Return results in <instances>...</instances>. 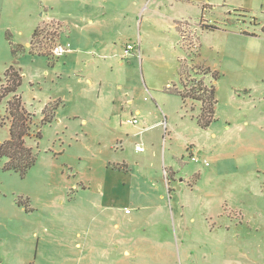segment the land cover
Wrapping results in <instances>:
<instances>
[{"label":"rangeland","instance_id":"374dc122","mask_svg":"<svg viewBox=\"0 0 264 264\" xmlns=\"http://www.w3.org/2000/svg\"><path fill=\"white\" fill-rule=\"evenodd\" d=\"M120 6L153 32L104 31ZM139 11L134 0H0V91L14 64L37 156L25 176L0 162V264L264 262V9L217 6L197 39ZM59 44L70 51L54 54ZM206 67L220 79L202 128L201 102L169 88H209Z\"/></svg>","mask_w":264,"mask_h":264},{"label":"trees","instance_id":"16d2710c","mask_svg":"<svg viewBox=\"0 0 264 264\" xmlns=\"http://www.w3.org/2000/svg\"><path fill=\"white\" fill-rule=\"evenodd\" d=\"M206 68V74H210L212 79L209 88H204V85L201 83V81L203 82L202 78L197 80V85H199V87H193L187 93L184 90L185 85H183V89L169 88V91L180 94L184 101L192 99L194 101L201 102V110L200 113L197 114L196 118L202 128L209 127L215 119L218 102L217 86L215 81L220 79L218 70H212L209 67ZM180 71L181 78L183 79L185 71L182 67L180 68ZM22 75L21 70L12 64L6 71L8 84L0 91V103L8 94H13V98L9 101L7 109L9 117L11 118L9 138L4 142H0V162L5 160L3 164V169L5 171L18 172L22 176H25L29 169L33 168L36 164L37 156L33 151L32 146L27 145V137L32 134V126L34 125V122L32 112L27 110L21 94L18 93L23 83ZM206 92L209 93L208 96ZM47 107L48 105L46 108ZM46 108L43 110V121L51 122L54 117V113L53 115H49L45 111ZM40 135L41 132L38 133L37 137Z\"/></svg>","mask_w":264,"mask_h":264},{"label":"crops","instance_id":"0c3cea01","mask_svg":"<svg viewBox=\"0 0 264 264\" xmlns=\"http://www.w3.org/2000/svg\"><path fill=\"white\" fill-rule=\"evenodd\" d=\"M161 1L134 0L136 5L140 6L139 12L141 14L148 11L146 16L143 15V19L149 16L157 18L156 15H159L165 30L177 35V37L186 39H197L196 34L200 29L204 30V27L206 30L215 29L217 6H220L224 10V15L227 14L228 17L231 16L233 11H246L247 14L254 15L257 14L258 10L263 11L264 9V0H219L217 3L216 0H169L170 11L162 12ZM88 5H93V3L89 2ZM122 8L124 6L118 7V10L114 13L115 17L100 21L99 25L104 31H112L119 34L129 33L136 36H148L153 32L148 26H143V21L141 22V26L136 30L134 22L132 23L130 19L125 20L119 17V10ZM141 147L142 149L139 151H144V147ZM256 263L264 264V262L260 261Z\"/></svg>","mask_w":264,"mask_h":264},{"label":"built area","instance_id":"2783aa9c","mask_svg":"<svg viewBox=\"0 0 264 264\" xmlns=\"http://www.w3.org/2000/svg\"><path fill=\"white\" fill-rule=\"evenodd\" d=\"M133 49H136L134 43L126 44V52H129V51H131ZM67 51L68 52L70 51V46L69 45L65 46V45L59 44V45L55 46V48L53 49L54 54L59 55V56L65 54ZM126 122L133 123V125H137L139 123V120H138L137 117H134V115H133L131 118H128L126 120ZM137 149L141 150L142 147L141 146H137ZM193 160L200 161V158H199V156H193ZM127 210L129 211V209H127Z\"/></svg>","mask_w":264,"mask_h":264}]
</instances>
